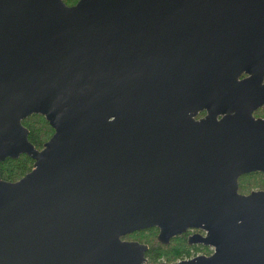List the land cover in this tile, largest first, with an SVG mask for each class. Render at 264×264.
<instances>
[{
  "label": "water",
  "instance_id": "1",
  "mask_svg": "<svg viewBox=\"0 0 264 264\" xmlns=\"http://www.w3.org/2000/svg\"><path fill=\"white\" fill-rule=\"evenodd\" d=\"M263 79L264 0H0V161L33 160L0 178V264H139L120 236L201 224L215 253L172 264H264L261 104L226 97Z\"/></svg>",
  "mask_w": 264,
  "mask_h": 264
},
{
  "label": "flooded vegetation",
  "instance_id": "2",
  "mask_svg": "<svg viewBox=\"0 0 264 264\" xmlns=\"http://www.w3.org/2000/svg\"><path fill=\"white\" fill-rule=\"evenodd\" d=\"M62 1L66 6H73L77 3L78 0H62ZM248 75L249 74L247 72H242L238 80L241 81L244 78H247ZM233 87L235 88H228V90L226 91V97L230 102V105H234V104L245 105L252 102L256 104H261L252 110L251 115L256 120H264V79L262 85L250 84L248 86L241 85V86H233ZM205 115H206V110L200 111L195 116V119L198 120L204 117ZM220 117L221 116L219 115L218 119H220ZM42 147L37 150H41ZM5 160H16V159L5 158L3 161H0V165L3 162H5ZM0 178L2 179L1 168H0ZM2 180L14 182L13 180H7V179H2ZM237 184H238L237 192L240 195H249L253 191L264 192V171H255V172H249L243 174L238 177ZM200 226L201 227L192 226L186 228L181 233L172 236L168 244H162L157 240L158 229L156 227L142 229V230L134 231L129 234L122 235L120 236V240L123 242H138L139 244H141V247H139L138 251L136 252L137 253L136 256L141 258L140 259L141 261H138L139 264H156V263L172 264L181 261L192 260L197 257L207 258L211 256L213 253H215L216 245L213 243L206 244L203 241H201V238L206 237L208 230L206 228H203L204 224H201ZM150 229H153V231L155 232L154 241L160 247L162 248L169 247L171 244H174V246L172 247L174 252L172 255H170V257H167L166 255H161V257L156 259L154 257H152L153 259L151 258L150 241L152 235H150L149 232ZM145 245H147L146 250H145Z\"/></svg>",
  "mask_w": 264,
  "mask_h": 264
},
{
  "label": "trees",
  "instance_id": "3",
  "mask_svg": "<svg viewBox=\"0 0 264 264\" xmlns=\"http://www.w3.org/2000/svg\"><path fill=\"white\" fill-rule=\"evenodd\" d=\"M21 123L28 129V140L36 149L41 148L42 144L49 139L53 132L44 117L38 114L29 116L28 118L22 120ZM32 164L33 160L26 155H21L16 160H5V162L0 165L2 179L13 181L18 180L31 170ZM149 232L150 235H152L150 241L151 258L154 257L156 259L161 257V255L170 257V255L174 252L172 249L174 244H171L169 247L162 248L154 241L155 232L153 229H150Z\"/></svg>",
  "mask_w": 264,
  "mask_h": 264
}]
</instances>
